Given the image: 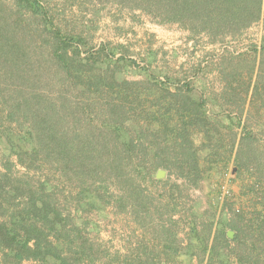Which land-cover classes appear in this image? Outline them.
<instances>
[{"label": "trees", "instance_id": "1", "mask_svg": "<svg viewBox=\"0 0 264 264\" xmlns=\"http://www.w3.org/2000/svg\"><path fill=\"white\" fill-rule=\"evenodd\" d=\"M81 4L140 11L211 42L264 16V0ZM47 13L42 0H0V148L9 152L0 166V264H264L263 158L255 145L264 134V47L250 63L222 59L221 88L207 90L140 65L120 45L85 51L82 32L50 24ZM33 20L44 31L40 44ZM130 69L143 78L129 79ZM230 166L249 207L233 216L220 206L216 183ZM157 169L200 190L206 208L175 217L174 190L155 205L143 183L165 181L152 176ZM110 184L117 192L109 194ZM108 206L135 223L118 242L115 232L101 234Z\"/></svg>", "mask_w": 264, "mask_h": 264}, {"label": "rangeland", "instance_id": "2", "mask_svg": "<svg viewBox=\"0 0 264 264\" xmlns=\"http://www.w3.org/2000/svg\"><path fill=\"white\" fill-rule=\"evenodd\" d=\"M71 1L73 0H42L48 11L47 18L50 20V24L60 27L65 31L74 28L75 30H77V32H82L83 37L88 40L87 46L83 49L85 51L86 48H93L94 50H97L103 43H108L114 48L119 42L116 39V35L118 33L122 34L123 31H126L129 28L131 22H136L144 26L147 25V27L152 26V28L164 26L162 24L156 23L151 19V17L141 13L140 11H135L133 13L127 10H119L114 6L101 8L97 5L96 7L92 8L90 4L85 5L89 7V9H87L83 8L85 6L82 4V7L80 6L81 0H78L76 4L73 2L71 3ZM24 19L25 21H23V23L27 25L28 19H32V17H30L29 14H26L24 15ZM33 21L35 24L30 27V29L35 28V32L33 31V43L40 44L43 35L40 37L39 34L43 33L44 31L41 30V27L38 28L37 24H40L39 21ZM166 25L175 26L176 24ZM94 26H96V28H94ZM177 27L179 26L177 25ZM190 40L196 42L198 50H202L208 42H211L206 34H200L196 38H191L190 33L188 32L186 39L187 45L185 49L181 48L182 55L180 56L181 58L183 57L182 60L185 64L184 66L180 65L179 67L178 63L175 62L173 67L174 71L178 72L180 74V77L184 78L187 81L197 80L198 82H201L203 84V87L207 90L217 91L220 90L221 84L216 66L219 62H221L222 59L246 58L247 60H249L248 63H250L255 56V52L257 54L256 58L257 60H259V54L264 47L263 36L262 40L259 41L260 44L256 47L252 46L247 50H243L244 47H239V53L235 52L229 55H225L217 61H212L205 66H201L198 65L199 63H197V61H195L194 59H189V54V58L187 56H183L187 54V51H189L190 46L188 45V42ZM220 41H224V39ZM83 55L85 56V52H83ZM186 59H188L189 61H185ZM141 60L144 61V59ZM154 67H156V69L152 67L154 70L159 71L157 65H155ZM126 76L129 79L137 80L139 79L138 76L142 75L130 69L126 71ZM253 113L255 114V116H258L255 112ZM255 145L263 158L262 171L257 172L264 180V134L258 133L256 135ZM3 153L9 154L8 149L4 145H1L0 166ZM11 159L16 162L15 156H12ZM234 167H236V172L233 174ZM159 170L164 171L163 173H161V177H158ZM15 171L17 173H23L25 172V169L17 164ZM237 172V166H230L226 173L216 177V183L219 188H221V186L225 183H227L230 188L229 196L222 198L220 194L219 198L220 206L223 205L224 211L229 216L235 215V212L237 211L246 212L249 208L248 200L243 195L241 180L236 178ZM151 173L153 177L157 179L163 178L165 180L162 182L153 183L147 180L143 183V186L146 187V194H150L152 196L155 205L162 206L168 200H171L173 194L172 191L174 190L175 195L172 200L177 203V208L179 210L178 212H175V217L178 218L181 215H188L190 213L189 209L202 211L206 208V196L200 190L189 187L183 179L176 177L173 173H169L164 169H157L152 171ZM175 184H177L176 189H174L173 187ZM109 188V194L114 191L117 192V189L115 188V186H113V184H110ZM108 212L110 217L108 219L109 222L107 221V223L105 224L107 225V229H104L101 234L105 239H109L115 232L116 238L114 240L118 242V240L120 239V235L130 233L135 227V223L130 214L126 212L118 213L112 206H108ZM154 216L155 218H158L157 212L154 213Z\"/></svg>", "mask_w": 264, "mask_h": 264}, {"label": "crops", "instance_id": "3", "mask_svg": "<svg viewBox=\"0 0 264 264\" xmlns=\"http://www.w3.org/2000/svg\"><path fill=\"white\" fill-rule=\"evenodd\" d=\"M149 27L131 22L126 31L116 35V39L119 41L117 45L127 49L130 57H140L155 69L154 66L157 65L158 72L161 74L180 77L173 67L175 62L179 67L185 64L180 57V52L181 48L186 47L188 31L177 27V25ZM138 77L142 78V76ZM23 264L36 263L25 261Z\"/></svg>", "mask_w": 264, "mask_h": 264}, {"label": "built area", "instance_id": "4", "mask_svg": "<svg viewBox=\"0 0 264 264\" xmlns=\"http://www.w3.org/2000/svg\"><path fill=\"white\" fill-rule=\"evenodd\" d=\"M264 36V16H262L258 21L253 23L249 28L244 30L237 36H227L224 41L218 42H208L202 50H198L196 42L190 40L188 45L190 46L187 54L184 57L190 56L189 59H194L199 63L198 65L205 66L209 62H214L219 60L225 55L232 53H239L240 48L244 47L243 50H247L252 46L259 45V41L262 40ZM187 43V42H186ZM187 45V44H186ZM186 48V47H185ZM184 48V49H185ZM194 51V52H193ZM199 51V52H198ZM180 55L181 52H180ZM140 65H143V60L140 57H134ZM183 58V57H182ZM185 61H189L186 59ZM230 195V188L227 183L221 186V197L224 198Z\"/></svg>", "mask_w": 264, "mask_h": 264}, {"label": "water", "instance_id": "5", "mask_svg": "<svg viewBox=\"0 0 264 264\" xmlns=\"http://www.w3.org/2000/svg\"><path fill=\"white\" fill-rule=\"evenodd\" d=\"M164 171L163 170H159V174H158V177H161V173H163ZM236 172V167L233 168V174ZM234 235V231L233 230H229L228 231V236L230 238H232Z\"/></svg>", "mask_w": 264, "mask_h": 264}]
</instances>
